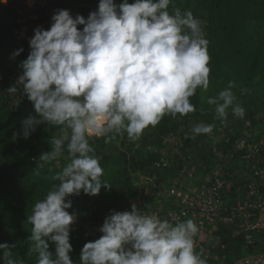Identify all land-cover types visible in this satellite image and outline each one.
Wrapping results in <instances>:
<instances>
[{
	"label": "clouds",
	"instance_id": "1",
	"mask_svg": "<svg viewBox=\"0 0 264 264\" xmlns=\"http://www.w3.org/2000/svg\"><path fill=\"white\" fill-rule=\"evenodd\" d=\"M170 3L99 0L87 17L61 8L54 11L47 29H34L29 54L19 64L22 73L7 93L16 96L22 90L34 109L35 114L22 121L25 139L41 124L63 126L60 135L51 139V150L36 158L37 167L64 157L65 152L70 160L52 177L60 183L27 216L36 264H75L70 231L76 214L67 211L72 200L66 198L81 190L95 196L110 186L102 180V157L89 138L104 137L109 143L126 132L135 141L166 114L194 112L190 97L198 87L208 89L211 69L204 22L191 10L182 13L174 8L170 15ZM185 28L190 31L184 32ZM23 51L14 50L12 58ZM235 87L229 81L207 100L215 105L214 119L225 125L230 108L234 117L245 116ZM213 128V124H196L190 138L210 134ZM173 219L175 223L149 215L136 203L130 211L111 209L98 229L102 235L83 245L79 264H207L195 250L198 225L192 219ZM49 241L55 245L54 253ZM14 247L0 243L3 264H24L12 258Z\"/></svg>",
	"mask_w": 264,
	"mask_h": 264
},
{
	"label": "trees",
	"instance_id": "2",
	"mask_svg": "<svg viewBox=\"0 0 264 264\" xmlns=\"http://www.w3.org/2000/svg\"><path fill=\"white\" fill-rule=\"evenodd\" d=\"M55 2L58 9L79 11L88 16L96 10L99 0ZM115 2L119 4L122 0ZM174 8H179L182 13L191 10L204 22L202 27L209 41V87L207 90L198 87L195 95L190 97L196 109L194 112L176 117L166 114L155 127L149 125L144 129L135 141L130 140L126 132L116 134V139L109 143H105L104 137L89 138L96 154L102 157V180L110 186L102 187L95 196L81 190L79 195L66 198L72 200V207L67 211L76 214L70 231L73 246L70 256L75 264H79L83 245L102 235L98 229L111 209L123 211L131 207V200L142 193L141 204L143 210L147 209L156 203L157 192L163 191L169 180L179 178L184 168H194L201 183L205 178L210 180V170L216 162L222 163L225 175L228 172L234 181L224 198L225 205L229 206L234 202L235 190L243 185L242 178L235 172L242 151H235L237 143L241 139L246 141V147L257 141L264 143L261 133L264 129V0H171L170 15ZM41 22L47 29L51 18L42 16ZM183 31L190 30L185 28ZM21 47L24 51L12 58L13 51ZM29 51V40L17 41L7 31L0 36V243L15 244L10 249L13 259L36 264L37 254L31 252L32 242L28 239L32 225L27 222V216L32 214L34 204L44 199L53 185L60 183L52 177L62 172L70 160L65 159V152L64 157L43 168L37 167L36 158L51 150L50 141L60 135L63 126L44 123L27 139L23 136L22 121L29 114H35L34 109L22 90L15 96L7 93V89L22 73L19 64L27 58ZM229 81L236 83L232 90L245 109V116L234 117L230 108L225 125L214 119L215 105H209L207 100L218 95ZM242 89L246 91L242 93ZM200 123L213 124L212 133L190 138L193 126ZM170 137L176 140L173 145L177 146V151L168 149V145L164 151ZM166 154L174 158L173 163L165 160ZM205 166L208 169L203 168ZM143 177L150 179L153 185L150 183L146 188L139 185ZM233 229V226L220 223L216 233L214 249L224 256L226 263L253 252L254 244L248 243L247 238L253 237L255 244L260 240L264 242V232L252 231L249 235L233 237ZM49 244V251L54 253L55 245L51 241ZM223 244L225 248H221ZM0 264H3L2 260Z\"/></svg>",
	"mask_w": 264,
	"mask_h": 264
},
{
	"label": "built area",
	"instance_id": "3",
	"mask_svg": "<svg viewBox=\"0 0 264 264\" xmlns=\"http://www.w3.org/2000/svg\"><path fill=\"white\" fill-rule=\"evenodd\" d=\"M57 9L55 0L0 2V36L7 31L17 41H28L34 35V29L42 26V16L51 18ZM70 12L74 15L76 11ZM261 133L264 136V129ZM245 144L246 141L241 139L235 150H242L235 172L242 178L243 185L235 190L234 202L229 206L225 205L224 198L233 187V177L228 172L225 175L222 163L216 162L210 170V180L205 178L201 183L194 168H184L179 178L169 180L166 188L157 192L156 203L144 210L170 223H175L174 217L181 221L192 219L199 228L194 237L195 250L202 253L201 258L207 264H264V242L260 240L255 244L253 237L247 238L248 243L254 244L253 252L234 258L231 263H226L224 256L214 249L220 223L233 226V237L249 235L252 231L264 232V143L257 141L248 147ZM203 168L208 169V166ZM141 180L139 185H145V188L150 183L153 185L148 178ZM142 196L143 193L137 199H132L131 203L143 209ZM125 210L130 211L131 207ZM221 248H225V245H221Z\"/></svg>",
	"mask_w": 264,
	"mask_h": 264
},
{
	"label": "rangeland",
	"instance_id": "4",
	"mask_svg": "<svg viewBox=\"0 0 264 264\" xmlns=\"http://www.w3.org/2000/svg\"><path fill=\"white\" fill-rule=\"evenodd\" d=\"M74 15H76V14H81L79 11H76L75 13H73ZM73 15V16H74ZM82 15V14H81ZM85 17H87V15H85ZM79 28H82L83 26L81 25V26H78ZM212 138V137H211ZM176 140H172L171 139V137L170 138H167V143H166V146L164 147L165 149H164V151H166V149H167V145H168V149H170V150H175V151H177L178 150V148H177V146L176 145H173L174 144V142H175ZM164 158H165V160L166 161H169V162H171V163H173V160H174V158L173 157H170V156H167V154L164 156ZM141 179H144V177L143 178H141ZM146 179V178H145ZM141 181H143V180H141Z\"/></svg>",
	"mask_w": 264,
	"mask_h": 264
}]
</instances>
